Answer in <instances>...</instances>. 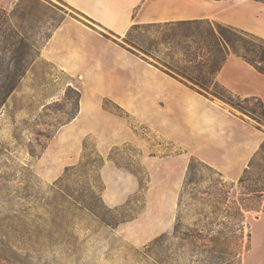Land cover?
<instances>
[{
    "label": "rangeland",
    "instance_id": "rangeland-1",
    "mask_svg": "<svg viewBox=\"0 0 264 264\" xmlns=\"http://www.w3.org/2000/svg\"><path fill=\"white\" fill-rule=\"evenodd\" d=\"M69 12L59 0H0V264H264V237H250L264 210V147L235 181L193 156L185 168L155 159L158 143L180 151L41 55ZM222 26L134 25L124 40L264 126L256 99L215 79L233 53L221 33L237 47L263 43ZM84 94L95 111L82 116ZM124 126L134 139L123 141Z\"/></svg>",
    "mask_w": 264,
    "mask_h": 264
},
{
    "label": "crops",
    "instance_id": "crops-1",
    "mask_svg": "<svg viewBox=\"0 0 264 264\" xmlns=\"http://www.w3.org/2000/svg\"><path fill=\"white\" fill-rule=\"evenodd\" d=\"M59 1L71 12L42 46L43 58L92 81L97 94L113 98L180 151L160 150L158 143L152 145L155 159L165 154L185 168L193 156L225 179L242 175L264 141V126L164 72L124 39L134 25L202 20L264 39V0ZM215 79L236 97L259 99L264 111V74L240 56L227 54ZM133 135L131 127H123V141ZM250 237H264V210L254 218Z\"/></svg>",
    "mask_w": 264,
    "mask_h": 264
},
{
    "label": "trees",
    "instance_id": "trees-1",
    "mask_svg": "<svg viewBox=\"0 0 264 264\" xmlns=\"http://www.w3.org/2000/svg\"><path fill=\"white\" fill-rule=\"evenodd\" d=\"M179 22H190V21H179ZM222 27L224 29H226V30L227 29L238 30L236 28H233V27L227 26V25H223ZM239 31H241V32H243V33H245V34L253 37V38H256V39L260 40L261 43H263V44L256 45V44H248V43L245 42V43H242L240 45V47H237L235 45V43L232 41L231 37L227 36L225 33H221L220 38L226 44L230 45V47L232 48L234 54L240 56L245 61H247L248 63H250L253 67H255V69H257L259 72H261L262 74H264V39L263 38H260L258 36H255V35H253L251 33H248L246 31H242V30H239ZM226 56H225V58H226ZM225 58H223L222 62L225 60ZM219 67H218V69H219ZM7 93L8 92L5 91L4 95L0 96V105L3 104V102L5 101L6 96H7ZM78 95H79V93L76 92L77 98H78ZM249 98H254V97H249ZM244 99H248V98H244ZM256 100L259 102V104L261 106V115L263 117V122H264V111H263L262 103L260 102L259 99H256ZM260 147L261 148L264 147V144L262 143ZM189 167H190V163H189ZM59 181H60V179H59Z\"/></svg>",
    "mask_w": 264,
    "mask_h": 264
},
{
    "label": "bare ground",
    "instance_id": "bare-ground-1",
    "mask_svg": "<svg viewBox=\"0 0 264 264\" xmlns=\"http://www.w3.org/2000/svg\"><path fill=\"white\" fill-rule=\"evenodd\" d=\"M93 100L90 99L86 94H84L80 99V115L84 116L87 113L94 112Z\"/></svg>",
    "mask_w": 264,
    "mask_h": 264
}]
</instances>
